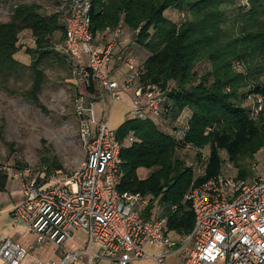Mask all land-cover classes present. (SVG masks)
<instances>
[{
    "label": "trees",
    "instance_id": "obj_1",
    "mask_svg": "<svg viewBox=\"0 0 264 264\" xmlns=\"http://www.w3.org/2000/svg\"><path fill=\"white\" fill-rule=\"evenodd\" d=\"M176 11L178 21L168 16ZM10 12L9 20L0 22V88L42 107L48 63L73 65L64 45L62 51L57 48L65 39V11L48 13L38 3L13 0ZM91 19L95 36L122 22L138 31L137 42L149 56L135 66L140 71L136 83L156 86L165 97L161 122L130 118L116 130L120 142L131 132L136 138L121 149L118 188L149 197L143 217L166 215L172 235L184 237L195 219L185 199L191 187L219 174L251 179L257 173L253 161L264 149V107L254 114L257 97L264 102V0H92ZM25 31L32 34L33 47L20 41ZM24 46L28 62L17 56ZM200 63L206 65L202 74L196 71ZM73 70L90 108L89 96L97 99L95 81L82 83L77 67ZM186 110L190 115L182 119L190 128L180 136ZM182 148L198 154L203 175L196 177L193 165L177 155ZM230 163L236 175L227 173ZM51 167L62 170L59 164ZM139 168L150 170L149 175L140 178ZM8 180V171L0 167V191Z\"/></svg>",
    "mask_w": 264,
    "mask_h": 264
},
{
    "label": "built area",
    "instance_id": "obj_2",
    "mask_svg": "<svg viewBox=\"0 0 264 264\" xmlns=\"http://www.w3.org/2000/svg\"><path fill=\"white\" fill-rule=\"evenodd\" d=\"M60 2V9L65 11L64 52L77 67L81 82L95 81L114 98L119 97L120 87L135 84L131 118L160 117L164 93L156 86L137 85L140 71L131 60L122 84L110 76L108 67L115 58L120 30L111 41L101 43L91 30L92 0ZM86 96L82 91L78 98L86 159L75 174L56 183H42L28 171L18 172L23 179V199L13 206L12 220L24 223L38 243L50 242L62 251L58 261L31 264H130L144 259L168 264L165 259L180 258L185 249L182 258L171 264H264V175L244 179L219 174L191 187L185 199L194 212L193 229L184 237H174L166 215L143 217L149 197L119 190L121 149L136 138L131 132L124 143L120 142L107 121L95 123L91 117H84L90 110ZM89 98L94 102L96 96ZM263 107L258 96L254 114ZM189 128L186 121L178 134L184 136ZM170 210L176 212L178 205H171ZM74 229L86 234V242L83 248L71 251L66 245L73 239ZM148 245L167 251L151 254L144 250ZM32 249L2 239L0 264H23Z\"/></svg>",
    "mask_w": 264,
    "mask_h": 264
},
{
    "label": "rangeland",
    "instance_id": "obj_3",
    "mask_svg": "<svg viewBox=\"0 0 264 264\" xmlns=\"http://www.w3.org/2000/svg\"><path fill=\"white\" fill-rule=\"evenodd\" d=\"M22 1L41 5L47 3V0ZM12 4L13 0H0V22L9 20ZM168 16L175 21L180 18L177 11ZM17 56L22 61H27L23 52H19ZM74 66V63L72 65L66 61L53 60L48 63L46 80L40 94L42 107L0 88V167L5 168L9 174L18 171L25 174L28 171V174L39 177L42 183H56L72 177L84 163L86 149L81 135L83 118L78 110L79 94L84 90L80 89ZM205 69L204 63L196 67L198 74L204 73ZM173 86L174 82H171L169 87ZM163 119L165 120L164 117ZM91 126L95 129V124ZM177 155L187 165H193L196 177L203 175L195 151L182 148L177 151ZM253 162L257 163V173L264 175V149L256 155ZM51 163L59 164L62 170H53ZM229 166L227 173L236 175V168L231 163ZM156 208L159 212L160 208ZM85 242L86 234L74 229L73 239L66 247L71 251L79 250L85 246ZM144 250L151 254L167 251L150 245L144 246ZM186 251L187 249L183 251L182 256ZM34 255L42 259H47L48 256L61 258L62 251L52 243H47ZM182 256L165 259V262L171 264L179 261ZM130 264L152 262L144 259Z\"/></svg>",
    "mask_w": 264,
    "mask_h": 264
},
{
    "label": "crops",
    "instance_id": "obj_4",
    "mask_svg": "<svg viewBox=\"0 0 264 264\" xmlns=\"http://www.w3.org/2000/svg\"><path fill=\"white\" fill-rule=\"evenodd\" d=\"M42 6L48 11V13H55L61 10L60 0H47V3ZM117 29L120 30V33L117 37L115 58L110 63L108 69L111 78L122 84L125 77L130 72L128 61L131 60L133 65L139 68L149 56V51L137 42L136 35L138 31L130 30L123 22L120 23L117 28H109L98 33L96 38L99 42L106 44L115 38L114 35ZM60 36V32L55 34V38L58 41L60 40ZM20 41L24 43V45H28V47L34 46V38L29 31H25L21 35ZM63 45L64 42H60L57 44V48L63 50ZM26 46H24V49L21 52L24 53ZM23 62H28V59ZM93 86L97 99L91 103L90 117L95 123L107 121L113 129L117 130L126 120L131 118L130 112L134 104L135 84L129 88L120 87L117 90L119 94L118 98H114L113 93L105 90L95 82L93 83ZM188 115H190V112L186 110L181 119ZM156 120L161 122L162 118L158 117ZM184 121V119L180 120V124L183 125ZM149 172L150 170L145 168L138 169V175L142 179L146 178L149 175ZM22 188L23 179L21 176L18 173L9 174L6 189L0 191V240L9 238L25 247H33L23 264H31L37 259L44 261H58L60 259L58 256H48L47 259L36 257L34 253L38 252L42 246L50 242L38 243L36 235L30 232L24 223H14L12 220L11 210L13 206L21 202L23 199Z\"/></svg>",
    "mask_w": 264,
    "mask_h": 264
},
{
    "label": "water",
    "instance_id": "obj_5",
    "mask_svg": "<svg viewBox=\"0 0 264 264\" xmlns=\"http://www.w3.org/2000/svg\"><path fill=\"white\" fill-rule=\"evenodd\" d=\"M174 184V183H173Z\"/></svg>",
    "mask_w": 264,
    "mask_h": 264
}]
</instances>
